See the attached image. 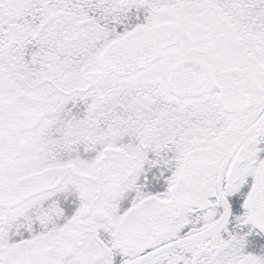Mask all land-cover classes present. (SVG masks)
I'll return each instance as SVG.
<instances>
[{
    "label": "snow or ice",
    "instance_id": "1",
    "mask_svg": "<svg viewBox=\"0 0 264 264\" xmlns=\"http://www.w3.org/2000/svg\"><path fill=\"white\" fill-rule=\"evenodd\" d=\"M0 264H264V0H0Z\"/></svg>",
    "mask_w": 264,
    "mask_h": 264
}]
</instances>
